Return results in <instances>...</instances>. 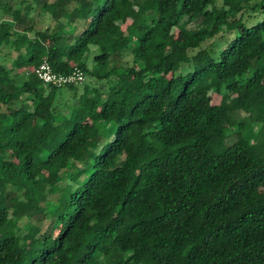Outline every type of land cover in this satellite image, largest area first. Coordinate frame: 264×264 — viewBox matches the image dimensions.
Instances as JSON below:
<instances>
[{
	"label": "trees",
	"instance_id": "obj_1",
	"mask_svg": "<svg viewBox=\"0 0 264 264\" xmlns=\"http://www.w3.org/2000/svg\"><path fill=\"white\" fill-rule=\"evenodd\" d=\"M2 1L0 264H264V0Z\"/></svg>",
	"mask_w": 264,
	"mask_h": 264
},
{
	"label": "built area",
	"instance_id": "obj_2",
	"mask_svg": "<svg viewBox=\"0 0 264 264\" xmlns=\"http://www.w3.org/2000/svg\"><path fill=\"white\" fill-rule=\"evenodd\" d=\"M33 72L42 83L56 87L71 83L79 84L84 80V74L79 68L73 67L68 73H56L44 60L34 68Z\"/></svg>",
	"mask_w": 264,
	"mask_h": 264
},
{
	"label": "rangeland",
	"instance_id": "obj_3",
	"mask_svg": "<svg viewBox=\"0 0 264 264\" xmlns=\"http://www.w3.org/2000/svg\"><path fill=\"white\" fill-rule=\"evenodd\" d=\"M19 7L21 8V6H19ZM2 17H3V18H8V19H9V14L6 13L5 15H2ZM2 17H1V18H2ZM129 21H130V18H128V17L125 18L124 21H123L122 24H121V28L124 29V27L129 23ZM173 33H174V37H175V38H183V34L179 31V28H178V27L173 29ZM126 58H127V57H126ZM127 59H128V58H127ZM263 82H264V79H263ZM208 95H209V97H210V101H211L212 104H221V103L223 102L222 97L219 96V95H215V94H213V93H211V92H209ZM241 116H243V113H241ZM225 122H226L225 120H221L220 124H221V125H225ZM61 184H62V186H63L65 183L62 182ZM26 194L29 195V194H31V192L28 191V192H26ZM54 230H55V229H54ZM27 247H28V248H33V241L29 242V243L27 244Z\"/></svg>",
	"mask_w": 264,
	"mask_h": 264
},
{
	"label": "crops",
	"instance_id": "obj_4",
	"mask_svg": "<svg viewBox=\"0 0 264 264\" xmlns=\"http://www.w3.org/2000/svg\"><path fill=\"white\" fill-rule=\"evenodd\" d=\"M18 1H20V0H3L2 2H4L6 4V6H9L11 8H18L19 6H22V4H19ZM3 15H5V13ZM2 19L7 20L8 18L2 17Z\"/></svg>",
	"mask_w": 264,
	"mask_h": 264
}]
</instances>
